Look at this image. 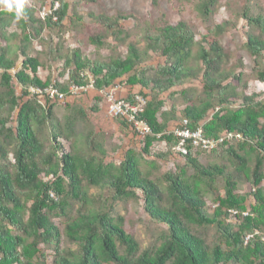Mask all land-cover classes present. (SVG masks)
Segmentation results:
<instances>
[{"label": "trees", "instance_id": "trees-1", "mask_svg": "<svg viewBox=\"0 0 264 264\" xmlns=\"http://www.w3.org/2000/svg\"><path fill=\"white\" fill-rule=\"evenodd\" d=\"M53 1L60 3L57 22L39 19L40 8L22 0H8L15 6L0 10L4 42L0 44V264H264V100L248 93L242 72L228 67L231 55L220 41L245 21L249 28L245 49L255 63L251 77L264 84V10L253 0L239 5L238 11L222 0H187L207 26L221 9L230 18L213 23L206 34L186 21L146 22L143 48L128 43L131 35L121 24L129 16H99L107 35H94L89 41L97 49H111L109 59L91 61L80 50H72L63 58L62 75L68 76V83L54 88L51 80L39 76L42 53L31 55L34 42L43 44L46 31L65 30L67 18L74 29L83 18L68 17V0ZM151 1L159 7L161 0ZM13 27L17 31L10 33ZM109 38L113 44L107 43ZM122 45L127 47L125 56L118 50ZM151 52L164 62L150 65ZM54 53L60 54V49ZM20 58L21 69L13 74ZM194 81L201 88L174 90ZM123 83L130 89L139 87L147 99L140 120L151 134L141 140V151L128 150L116 164L106 162L108 151L98 140L100 135L87 126L86 111L67 105L66 115L58 118L51 103L59 99H52L48 90L67 95L72 86L86 90L91 86L101 92ZM33 88L42 96L33 94ZM134 98L130 95L127 101ZM95 101L94 113L104 103L106 107L100 94ZM179 105L185 108L179 110ZM184 120L190 130L202 129L207 139L228 134L238 139L211 152L188 145L189 155L181 156L169 124ZM62 140L71 143L70 151ZM158 142L166 144L169 155L185 159L175 173L157 175L161 167L149 159ZM203 156L208 158L206 164L200 160ZM156 157L161 159V154ZM244 184L250 185L249 194L239 193ZM96 189L101 192L95 193ZM106 189L108 196L102 192ZM250 198L254 202L248 205ZM141 201L148 219L166 227L146 247L129 233L120 208ZM208 201L216 207L212 214ZM248 236L253 238L247 243Z\"/></svg>", "mask_w": 264, "mask_h": 264}, {"label": "rangeland", "instance_id": "rangeland-1", "mask_svg": "<svg viewBox=\"0 0 264 264\" xmlns=\"http://www.w3.org/2000/svg\"><path fill=\"white\" fill-rule=\"evenodd\" d=\"M53 0H22L26 6H32L38 10L39 8L51 3ZM195 1V0H192ZM70 4V9L68 17L74 18L77 14L83 18V21L78 22L77 27L74 29L71 26V21L67 18L64 22L65 30H53L44 32L40 41L34 42L35 51L31 54L34 57H38L36 54L42 53L40 60L43 63V67L39 70V76L43 81L51 80L52 87L57 83L65 85L68 83V76L63 77V58L69 55L72 50H80L82 54L90 59L91 61H102L105 62L109 59L112 54L111 49H97L95 46L91 45L90 37L94 35H107L106 28L99 23L96 19L99 16L114 17L119 14L129 16L128 20L122 22V28L126 32H129L131 38L128 43L138 44L139 47L143 48L144 43L142 42V28L143 25L147 23L160 22L162 18H166L171 24L175 25L180 21H186L191 25L195 26L201 34L207 33V28L213 27L212 24H222L230 18V13L226 9H221L219 13L216 14L213 23L206 25L200 21L196 15L191 3L187 0H161L159 7H154L151 0H96L95 2H76L75 0H68ZM246 0H222L223 4L230 5L232 9L238 11L239 5L243 6ZM254 4H258L264 10V0H253ZM10 5V7L8 6ZM15 6V2L5 4L0 2V10H10ZM137 20L140 25H137ZM17 31L16 27L10 30ZM249 31L248 25L245 21H240L237 29L231 30L221 37V45L226 49L228 54L231 55V61L228 67L237 68L238 73H243L245 79L248 80V93L257 94L260 96V100H264V84L252 79L253 68L255 67L254 59L249 55L245 49V44L247 42V33ZM112 39H108L107 43L113 44ZM4 42L0 41V44ZM60 49V54H55L54 52ZM119 53L125 56L127 54L126 46H119ZM152 60L149 64L157 67L159 64L164 62L158 54L151 52ZM22 58L18 60L17 68L13 71V74L17 73L21 69ZM186 87H196L201 88L198 81H194L185 87H178L174 90L180 91ZM55 88V87H54ZM18 94H20V89H17ZM136 92H142L140 88L135 89ZM147 94L149 92H146ZM140 94V93H139ZM99 97V94L94 91L93 87H88L85 92L80 94H67L66 99L59 101L57 99L52 102L55 105V113L58 118H62L66 115L67 105L72 107L83 108L88 117L89 123L88 127L94 129L100 136L98 139L102 142L108 151L106 157V162H114L120 164L125 156V153L134 149L141 151L143 148V141H141L137 135L128 127L122 126L119 120L112 118L108 114V104L105 103L102 110L97 113L93 112V109L97 105L95 101ZM167 98V95L164 96ZM27 99V98H26ZM24 99V101L26 100ZM45 105V102H43ZM240 104V103H238ZM171 108V103H168L166 109ZM184 105H179L178 109H184ZM72 110V109H70ZM74 110V109H73ZM217 108L215 111L209 113V118L215 112H218ZM15 118V117H14ZM15 126V119L11 123ZM172 127V126H171ZM83 131V128L80 129ZM45 138L48 137V131L44 132ZM63 145L66 151H70L71 143L63 141ZM153 156L149 160L157 162L161 167V170L157 175L162 176L165 173L171 172L175 173L179 167L184 165L185 159L175 156L174 153L169 155L166 144L158 142L154 145L152 149ZM161 154V159L156 157V154ZM162 156H164L162 158ZM201 162L203 164L207 163L208 158L206 156L201 157ZM222 195L224 194L223 189H220ZM95 193L101 192L100 190H94ZM106 196L109 195L108 190L102 191ZM251 192L250 185H241L239 187V193L249 194ZM254 201L252 198L249 199L248 205L252 204ZM143 202H131L124 207H120L123 215L126 217V228L129 233L140 242L142 247L151 245L152 242L156 241V237L160 236L162 232L166 230V227L162 224H157L150 219L143 209ZM208 209L212 214L214 213L216 207L211 201H208ZM55 223L59 224L60 220L55 219ZM76 247H71L74 249ZM50 260L53 259L52 253H48ZM49 260V261H50Z\"/></svg>", "mask_w": 264, "mask_h": 264}, {"label": "built area", "instance_id": "built-area-1", "mask_svg": "<svg viewBox=\"0 0 264 264\" xmlns=\"http://www.w3.org/2000/svg\"><path fill=\"white\" fill-rule=\"evenodd\" d=\"M60 9V3L52 1L51 3L40 8L38 12L39 19L45 21L49 18H53L54 22L58 21L56 12ZM33 94H39L42 96L40 90L31 89ZM86 91V89L78 88L72 86L70 88V94H80ZM123 87L117 86L114 89H109L107 91L99 92L100 96L105 99L108 104V114L112 118H118L124 121L130 129L137 135V137L142 140L147 135L151 134V129L146 122L140 120V114L144 111V108L147 104V99L141 96L140 94L135 95V98L132 102L127 101V98L122 95ZM50 97L55 99L58 97L59 101L66 99V95L58 92L57 90L50 89L48 90ZM189 122L184 120L182 124H179L174 130L170 133H173L175 138L178 139V144L176 145V152L181 154V156H188L189 150L188 145L193 146L194 148H199L206 152H211L216 150L220 145L226 143L227 141L231 142L235 139H238V136L233 134H228L219 140L207 139L203 135L202 129H197L192 131L189 129ZM160 138V136H158ZM165 144V143H164ZM51 198L56 199L55 194L51 193ZM232 216H236V211H229ZM246 216L248 213L245 214ZM253 236H248L246 242L248 243ZM264 241V238H263Z\"/></svg>", "mask_w": 264, "mask_h": 264}, {"label": "crops", "instance_id": "crops-1", "mask_svg": "<svg viewBox=\"0 0 264 264\" xmlns=\"http://www.w3.org/2000/svg\"><path fill=\"white\" fill-rule=\"evenodd\" d=\"M124 82H125V80H124ZM123 91H122V95L124 96V97H126V98H128L130 95H132V96H135V95H137V94H139L140 93V91L139 92H136L135 91V89L136 88H139V87H136V88H134V89H130L129 87H126L125 86V84L123 83ZM94 89V88H93ZM94 91H96V95H97V93L99 94V91H97V90H95L94 89ZM179 122H171L170 124H169V130L170 131H172V130H174L179 124H178ZM172 126V127H171Z\"/></svg>", "mask_w": 264, "mask_h": 264}, {"label": "clouds", "instance_id": "clouds-1", "mask_svg": "<svg viewBox=\"0 0 264 264\" xmlns=\"http://www.w3.org/2000/svg\"><path fill=\"white\" fill-rule=\"evenodd\" d=\"M5 4L7 5L8 3V0H4ZM10 7V5H8ZM18 12H19V9H18Z\"/></svg>", "mask_w": 264, "mask_h": 264}]
</instances>
